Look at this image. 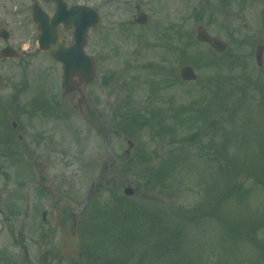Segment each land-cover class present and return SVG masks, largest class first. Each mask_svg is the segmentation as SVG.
Wrapping results in <instances>:
<instances>
[{"label": "rangeland", "instance_id": "1", "mask_svg": "<svg viewBox=\"0 0 264 264\" xmlns=\"http://www.w3.org/2000/svg\"><path fill=\"white\" fill-rule=\"evenodd\" d=\"M205 1L90 0L101 20L89 33L97 72L82 109L34 35L22 63L0 65L10 117L0 113V243L7 228L29 234L40 211L50 217L68 201L85 248L122 250L132 259L123 264H264V53L262 67L254 58L264 0ZM139 13L145 26L133 23ZM199 25L228 44L223 56L196 42ZM185 65L195 82L180 80ZM48 89L37 115L15 112ZM135 110L146 127L129 132L116 116Z\"/></svg>", "mask_w": 264, "mask_h": 264}, {"label": "flooded vegetation", "instance_id": "2", "mask_svg": "<svg viewBox=\"0 0 264 264\" xmlns=\"http://www.w3.org/2000/svg\"><path fill=\"white\" fill-rule=\"evenodd\" d=\"M90 0H0V56L9 48L17 53L16 58H1L0 65L15 60L19 63L26 58L24 53V40L27 42L28 32L25 24L33 32L39 34L37 24L32 21L33 7L37 6L48 17L55 12L60 15L66 14L70 8L79 5L92 7ZM60 4V6L58 5ZM97 10V9H96ZM98 12V10H97ZM16 24L20 25L19 27ZM18 29H23L18 31ZM61 38L67 45L73 43L72 28L58 27ZM43 224L53 233L27 234L18 233L10 235L6 229L8 238H3L0 243V264H122L121 259L107 255L106 251L91 250L85 248L80 237L79 246L76 250H62L61 235L58 228L50 226V218L44 216ZM13 243V250L11 249Z\"/></svg>", "mask_w": 264, "mask_h": 264}, {"label": "water", "instance_id": "3", "mask_svg": "<svg viewBox=\"0 0 264 264\" xmlns=\"http://www.w3.org/2000/svg\"><path fill=\"white\" fill-rule=\"evenodd\" d=\"M75 15L77 21H79V11H76ZM137 22L143 24L145 22V17L140 16ZM56 25L57 24L48 25L47 23H45L43 30V43H41V49L47 50L52 57L61 60L65 64V70L67 74L65 83L68 82V79L72 78L77 72L84 74V76L86 77V81L91 80L93 76V68L91 69V71H89L87 67H85L86 65L82 62L85 58L82 54V45L85 43L84 37L89 25L85 26L77 23L76 36L77 42L79 44L75 45L74 47L68 50L64 48L63 42L59 43L58 34L55 30ZM197 39L200 42L208 43L216 52L221 53L226 49V45L224 43L218 41L217 39L210 38L202 28L198 30ZM261 53L262 49L258 48V63H261ZM181 77L186 81H191L195 79V75L192 69L190 68L183 69L181 72ZM70 88L72 89L71 85L67 87V90H69ZM129 145L131 146L130 143ZM124 193L125 195L130 196L132 195V190L127 189ZM53 223L57 224L61 228L63 235V248H70L71 245L74 246V244L77 243V241L71 237V235H73V229L75 227V217L72 215L69 208H67L64 204H61L59 211L55 213Z\"/></svg>", "mask_w": 264, "mask_h": 264}, {"label": "trees", "instance_id": "4", "mask_svg": "<svg viewBox=\"0 0 264 264\" xmlns=\"http://www.w3.org/2000/svg\"><path fill=\"white\" fill-rule=\"evenodd\" d=\"M209 147H210V145H209Z\"/></svg>", "mask_w": 264, "mask_h": 264}]
</instances>
